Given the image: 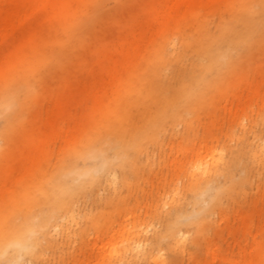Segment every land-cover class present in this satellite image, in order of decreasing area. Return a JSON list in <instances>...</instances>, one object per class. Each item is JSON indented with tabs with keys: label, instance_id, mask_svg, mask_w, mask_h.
Listing matches in <instances>:
<instances>
[{
	"label": "bare ground",
	"instance_id": "bare-ground-1",
	"mask_svg": "<svg viewBox=\"0 0 264 264\" xmlns=\"http://www.w3.org/2000/svg\"><path fill=\"white\" fill-rule=\"evenodd\" d=\"M132 1L134 0H116L121 6ZM161 1L150 0L146 6L130 16L126 24L129 29L128 34H126L125 40L116 47V56L111 61L104 62L101 71L92 72L91 77H85L86 79H95L90 85V95L93 94L94 98L99 100V95L93 90L96 81L104 83L117 80L118 57L124 55L125 66H128L134 56L145 47L147 35H149V42L153 41L146 58L141 61L136 60L132 71L124 78L123 86L105 107L95 114L94 112L86 113V118H89L88 124L81 134L68 140L64 147V154L58 157V160L67 156L70 151L87 144L91 137L102 138L106 135L127 133L126 142H132L134 141L132 136L157 122L166 123L171 120L172 123L169 124V127L172 128L177 125L187 126L195 118L183 119L184 113H192L193 110L203 108L215 95L223 93V85L226 83L225 81L229 80L234 70L230 67L237 66L236 57L229 56L228 44L241 40L252 33L253 24H256V19L253 17L254 14L256 15L255 5L258 3L264 5V0H221L224 4L229 2V5L223 7L225 9L222 8L220 18L217 20L212 18L209 12L203 13L197 6L193 7L190 12L193 15L188 28L180 27L178 32L173 35L176 37L181 35L179 47L182 48L173 65H178L180 56L186 52L191 55L193 53L201 55L208 61L198 66L199 69L194 71L192 81L182 77L181 83L177 84L174 78L168 79L166 76V71L170 68V61L165 56L168 53L166 46H170L177 52V42L173 36L172 40H169L171 37L158 39L155 35L160 30L163 21L168 22L174 18L173 8L180 9L184 0H165L168 3L163 16L159 9ZM28 3L31 4V12H23V7H26ZM98 4H103V0H8L6 13L0 20V39L8 34L10 25H14L15 29L20 31L19 24L24 19L30 18L33 13H42L46 20L58 17L56 19L60 21L59 27L53 28L48 36L49 46L43 44V41H39L40 39L31 38L32 35L34 37L41 32L43 28L40 25L35 28L30 27V30L25 33L24 30H21L25 36L5 47L10 69L1 78L4 80H2L0 89V113L10 101L15 100L19 104L18 111L27 112L28 117L31 104L39 94L38 91L33 95L32 87L39 81L42 88H45L48 79L54 74L45 75L41 80L39 78L41 70L50 62L65 61L63 70H61L64 71L74 55L83 54V51L88 49L92 50L87 45L73 52L71 46L67 47V45L74 43V37L79 28L96 11L94 6ZM111 13L106 11L105 17ZM179 14L180 12L176 15ZM251 20H253L252 23ZM225 58L228 59L223 62ZM222 64L226 65V70L223 72L218 67L217 73H214L216 67ZM221 76H225L226 79H222ZM16 83L25 89L20 99H17L12 91V87ZM200 84H202L201 88H199ZM81 97L80 94L75 95L73 100L78 102ZM67 108V105L62 103L59 114H66ZM28 121L27 118L24 122H19L18 113L14 112L0 128V171L2 170L0 178L4 177L5 172L2 157L16 147L19 134L23 132ZM53 121L54 118L50 120L48 128L54 124ZM35 130L37 127H34L33 135L28 138L26 142L28 144L24 145L31 144L32 149L39 152L43 138L38 137ZM151 141L153 140H148L147 143ZM158 142H164V139L158 140ZM258 146L264 149V140ZM146 150L147 147L142 152ZM194 151L189 165L185 168L183 175L187 179L183 184L187 183L192 196L197 198L212 182L211 173L218 169L222 157L221 151L214 145H201ZM146 153L147 161H139L138 157L133 161V168L137 172H140V169L148 163L149 151L147 150ZM27 155L20 153L16 161L28 158ZM48 167L49 165L44 160H40L17 178L16 188L5 189V192L0 195V217L6 212L9 215L13 213L26 215L38 206L33 199L34 189L44 178ZM4 178L2 180L7 179ZM245 183L246 179L241 182L243 190H245ZM4 184L7 183L4 182ZM115 190L116 188H113L104 203V215L91 214L84 228L71 225L70 230L69 228L61 230L57 243H55V247L60 252L59 262L61 264H138L142 260H147L148 264H167L163 245L154 246L151 241L149 233L154 229V223L150 220L149 214L147 212L136 213L132 211L134 209L128 210L130 208L127 207L128 200L116 197ZM181 190L179 182H174L165 191L162 202L158 200L154 208L156 211H164L165 214L175 217L176 225L168 229L167 235L164 236L168 237L171 250L175 252L176 264L184 261L187 242L193 236L189 226L182 222V217L186 216V210L172 202L175 197L180 195ZM169 196H172L171 200ZM121 200L125 201L124 206L119 205ZM172 203L174 204L172 205ZM215 215L218 216L215 220L217 223L203 222L194 234L196 241L205 237H209L210 241L213 240L210 231L218 230L223 218L222 206L217 208ZM76 224H80V220H77ZM205 229L207 230L205 231ZM49 239L52 240L53 237L50 236ZM53 244H49V247ZM49 247L48 244L42 245L39 253L28 254V258L25 259L44 261L45 253ZM212 250L211 246L208 247V251Z\"/></svg>",
	"mask_w": 264,
	"mask_h": 264
},
{
	"label": "rangeland",
	"instance_id": "rangeland-1",
	"mask_svg": "<svg viewBox=\"0 0 264 264\" xmlns=\"http://www.w3.org/2000/svg\"><path fill=\"white\" fill-rule=\"evenodd\" d=\"M149 1L134 0L127 4L124 3L119 8L107 9V13L109 11L112 13L105 17L99 35L88 44L92 50L89 51L88 49L83 51V54L74 55L69 60L67 69L50 76L45 88H42L39 81L36 82L39 84V94L31 104L27 126L19 134L16 147L2 157V165L5 166L3 175L7 179L2 180L4 177L0 178V195L5 192V189L16 188L17 178L40 160H44L49 165L54 157L56 159L61 157L68 140L81 134L88 124L89 118H86V113L94 112L95 114L105 107L123 86L124 78L132 71L136 60L141 61L146 58L153 43V41L149 42V35H147L144 43V45L146 44L145 47L134 56L128 66H125L124 55L118 57L117 80L104 83L103 81H96L93 90L97 92L100 99L94 98L93 94L90 95V85L95 79H86L85 77H91L92 72L101 71L104 62L111 61L116 56V47L125 40L126 34H128L129 29L126 24L130 16L141 10ZM167 3L165 0L159 2L161 16H163ZM103 4L118 5L116 0H103ZM225 4L221 0H184L180 9L175 10V7L173 8L174 18L168 22L163 21L155 36L158 39L171 37L169 40H172V36L178 32L180 27L182 29L183 27L188 28L190 18L193 15L190 12L196 6L201 12H209L211 17L217 20L220 18L222 8L228 6L229 2ZM7 7L8 0H0V20L5 15ZM31 10L30 3L22 9L26 13L31 12ZM178 12L180 14L177 16ZM255 13L256 15L254 14L253 17L256 19V24H253L252 33L241 40L232 41L228 44L229 56L236 57L237 66L235 65V68L230 67L234 70L229 80L225 81L226 83L223 85V93L215 95L209 104L203 108L193 110L191 114L195 119L187 126L170 127L172 130L167 132L164 142H149L152 151L149 153L148 163L140 169V172L133 168L137 177L135 181H128L123 177L118 179L119 189L115 190L116 197L128 200L127 207H130L128 210L134 209L132 211L136 213L147 212L149 214L150 220L154 223V229L149 233L151 241L154 246L163 245L167 264L169 262L176 264V255L171 250L168 237L164 235H167L168 229L176 225V221L173 215L169 216L164 211H156L154 209L155 204L158 200L162 202L165 191L171 184L178 181L182 192L172 202L183 207L187 212L186 215L190 214L189 206L193 205L197 198L192 196L187 183H181V178L192 159L194 150L201 145H214L221 151L222 159L218 169L222 166L224 157L226 155L231 156L234 150H237L238 154L242 152L246 156L249 164L246 169L245 190L240 185L234 195L221 205L223 218L218 230L210 231L212 241L209 237L196 241L192 233L193 236L187 242L186 257L179 264H264V163H262L264 149L258 146L264 140V5L256 4ZM56 18L58 17L46 20L42 13H33L30 18L24 19L19 27L25 33L30 30V27L35 28V26L41 25L43 29L38 28L41 29V32L34 37L32 35L31 38L40 39L39 41H43V44L49 46L48 36L50 32L53 28L59 27L60 20ZM242 21L244 20L242 19ZM252 22L253 20H251ZM21 30H16L14 25H10L8 34L0 39V89L2 80H4L1 78L10 69L5 47L25 36ZM180 36V34L177 37L173 36L177 42V52L172 50L170 46H166L168 53L165 55L170 61V68L166 71V76L168 79L174 78L177 84L181 83L182 77L192 81L194 71L199 69L198 66L201 63L208 61L201 55L194 53L191 55L186 52L180 56L178 65L174 66L173 62L182 50L179 47ZM227 59L225 58L223 62ZM218 67L223 72L226 70V65L222 64L216 67L214 73H217ZM221 78L223 79L225 76H221ZM201 87L202 84L199 85V88ZM24 90V87L19 86L18 83L12 87L17 99L22 97ZM78 94L82 97L78 102H75L73 97ZM62 103L68 107L66 114H59ZM17 105L19 109V104L17 103ZM13 113H8L7 107L2 109L0 128L6 119L11 118ZM52 118H54V124L48 128ZM34 127H37L35 132H37L38 137L43 138L39 152L32 149L31 144L25 146L28 144L26 143L28 138L33 135ZM136 136H132V139L135 140ZM241 145L243 147L238 148ZM147 150L138 152L135 156L142 155V161H147L145 155ZM20 153L29 154L27 155L28 158L16 161ZM217 170L211 173L213 178L217 175ZM112 191L113 188L96 191L93 203L97 207L95 211L89 210L85 218L80 220V224L85 227L91 214L104 215L103 206ZM146 194L152 195L151 203L144 200ZM169 198L171 200L172 196ZM124 202L121 200L119 205L124 206ZM116 216L118 217V214ZM217 218L218 216L215 215L211 220L212 223L216 224ZM52 240L56 242L50 247L48 244L49 249L45 253L44 261H50L51 264H61L59 262L60 252L55 247L58 239L53 238ZM159 242L161 243L158 244ZM210 246L212 251H208ZM24 258H28V254H25Z\"/></svg>",
	"mask_w": 264,
	"mask_h": 264
},
{
	"label": "snow or ice",
	"instance_id": "snow-or-ice-1",
	"mask_svg": "<svg viewBox=\"0 0 264 264\" xmlns=\"http://www.w3.org/2000/svg\"><path fill=\"white\" fill-rule=\"evenodd\" d=\"M94 7L96 11L79 28L74 43L67 45L71 46L73 52L87 46L99 35L107 9L119 8L121 5L98 4ZM64 63L65 61L50 62L41 70L39 78L42 80L45 75L63 70ZM38 91L37 83L32 87L31 93L34 95ZM7 112H17L21 123L27 119V112H19L15 100L9 102ZM191 118V113L183 114V119ZM171 123V120L166 123L157 122L138 133L132 142H126L127 133L102 138L91 137L87 144L70 151L67 156L59 160L54 157L49 162L44 178L34 189L33 199L38 206L26 215H9L6 212L0 217V264H51L50 261L25 259L24 255L39 253L42 245L56 242L49 237L58 238L63 228L70 230L71 225L83 228V224L76 222L82 221L89 210L95 211L97 206L93 203V197L96 191L109 188L118 190L120 177L135 181V154L142 152L145 147L150 153L152 148L147 143L148 140L166 139L167 132L172 130L169 127ZM138 160H143V156L140 155ZM248 164L246 156L242 152L238 154L237 150L231 156L224 157L217 175L195 203L189 206L190 214L182 217V222L189 226L193 234L203 222L211 221L217 208L240 188L246 177ZM185 182L186 177L182 176L181 183ZM152 199L150 194L144 197L147 203H151ZM138 264H148V261L142 260Z\"/></svg>",
	"mask_w": 264,
	"mask_h": 264
}]
</instances>
